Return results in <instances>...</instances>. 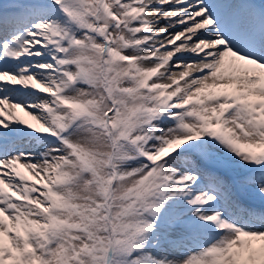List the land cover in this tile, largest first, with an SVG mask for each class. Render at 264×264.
Returning a JSON list of instances; mask_svg holds the SVG:
<instances>
[{
  "label": "snow or ice",
  "instance_id": "6c2138e0",
  "mask_svg": "<svg viewBox=\"0 0 264 264\" xmlns=\"http://www.w3.org/2000/svg\"><path fill=\"white\" fill-rule=\"evenodd\" d=\"M0 264H264V0H0Z\"/></svg>",
  "mask_w": 264,
  "mask_h": 264
}]
</instances>
